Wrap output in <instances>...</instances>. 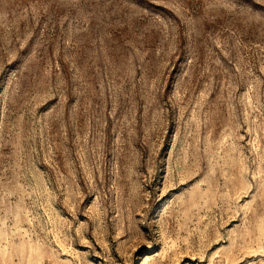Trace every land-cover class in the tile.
Segmentation results:
<instances>
[{"label":"rangeland","instance_id":"374dc122","mask_svg":"<svg viewBox=\"0 0 264 264\" xmlns=\"http://www.w3.org/2000/svg\"><path fill=\"white\" fill-rule=\"evenodd\" d=\"M0 264H264V0H0Z\"/></svg>","mask_w":264,"mask_h":264}]
</instances>
